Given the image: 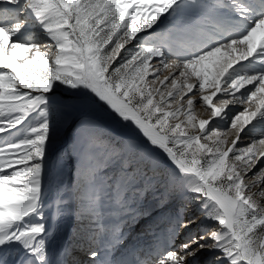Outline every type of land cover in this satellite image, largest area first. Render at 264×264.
<instances>
[{"label": "snow or ice", "instance_id": "6c2138e0", "mask_svg": "<svg viewBox=\"0 0 264 264\" xmlns=\"http://www.w3.org/2000/svg\"><path fill=\"white\" fill-rule=\"evenodd\" d=\"M162 67L174 71L161 78ZM62 87L130 130L140 149L92 138L82 155L89 183L77 198L90 244L122 243L125 217L135 218L161 163L165 193L179 184L207 222L177 210L149 259L90 249L87 264H200L205 253L215 264H264V133L241 146L249 125L264 129V0H0V264H16L17 250L19 264H54L64 205L45 191V158L54 112L78 111L53 99Z\"/></svg>", "mask_w": 264, "mask_h": 264}, {"label": "rangeland", "instance_id": "374dc122", "mask_svg": "<svg viewBox=\"0 0 264 264\" xmlns=\"http://www.w3.org/2000/svg\"><path fill=\"white\" fill-rule=\"evenodd\" d=\"M32 32L35 34L32 38H35L38 42L51 43L50 41H47L46 37L43 36L39 29H34ZM139 35H143V33ZM128 47L131 46L129 45ZM174 58L175 57L171 54L167 57L169 61ZM170 71H174V69H166L162 67L160 72L161 78L169 75ZM70 97L71 93H66L63 87L60 88L53 97L54 100L60 101L63 105L78 106V111L73 112V115L67 120L60 119L54 112V132L49 145V150L46 154L43 176V184L49 200H52L53 198H62L64 205L63 214L60 217L61 220L59 221V226H57L56 239L49 244V252L54 264H59V261L65 259L66 256L64 255V249H69L70 252L79 251L80 254L78 255V259L83 261L87 258V252H81V249L78 247L82 248L84 245H93L94 250H97L100 245H103L100 241H97L95 244L89 243L87 233L85 229L81 227L82 221L80 220V216L82 209L77 198L79 187L89 183V177L86 175L82 167V155L86 151L92 150L90 149V140L92 138H98L105 143L123 147L131 153L140 152L138 141L131 138L132 133L130 130L122 128L119 124L114 122L107 113L98 109V106L83 107L79 100ZM230 107L232 108V112H234L236 108L242 109L244 106L236 105ZM232 112H230V116ZM200 116L206 118L205 114ZM25 123H27V121ZM215 126L220 128L226 127L225 123L219 121V119H217ZM229 138H232L231 133H229ZM259 138L260 137L255 139ZM247 143L250 142H241V146ZM111 175L112 172L110 169L101 172V177L104 179H107ZM148 175L152 178V184L154 187L149 188L140 197L136 205L138 211L135 218L125 217L126 222L121 226V232L123 234L122 243L117 246V248H124L128 239H133L132 241H135L137 244L134 253V261H143L147 259V257H149V251L162 243V240L158 238L161 237L162 233L167 228L169 216L175 211H182L186 217L196 214L199 217L198 225L200 228H205L207 223L204 221V215L196 206L195 202L187 201L183 198L181 195V186L179 184L165 193L164 182L168 177V169L165 168L162 163L154 172L149 171ZM249 175H251V173H249ZM161 199L163 200V203H157V201ZM101 205L105 209L109 207L106 199L101 201ZM49 212L50 209L46 208V216ZM68 221H71L70 230L67 224ZM83 223H87V220L83 221ZM197 230L199 229H193V231ZM182 237L183 235L177 239V244L182 241ZM67 258L68 257H66L65 260H67ZM10 259L15 261L16 264H19V261L23 259V256L17 250L12 252ZM200 264H215V258L214 256L205 253L200 257Z\"/></svg>", "mask_w": 264, "mask_h": 264}, {"label": "bare ground", "instance_id": "6f19581e", "mask_svg": "<svg viewBox=\"0 0 264 264\" xmlns=\"http://www.w3.org/2000/svg\"><path fill=\"white\" fill-rule=\"evenodd\" d=\"M34 30V29H33ZM250 87V86H249ZM197 112L199 115H204L203 112H201V109L200 108H197ZM249 128L251 129V126L249 125L246 129H245V133H242V136L244 137L242 143H245V142H251L252 139H255V138H258L261 136L262 133H264V129L262 128H256L254 129V131H251L249 130ZM258 133V135H257ZM59 166V165H58ZM63 167V166H61ZM70 178V177H68ZM69 181V180H68ZM68 183V182H67ZM62 184V183H61ZM64 195V194H63ZM66 195V194H65ZM173 202V201H172ZM171 202V203H172ZM170 203V204H171ZM69 210V209H68ZM162 211V210H161ZM160 212V211H159ZM145 213V212H144ZM162 213V212H160ZM157 215V214H156ZM145 216V215H144ZM68 218V216H67ZM69 219V218H68ZM61 220V219H60ZM64 221V220H63ZM72 221V220H71ZM71 221H68L67 224L69 226V230H70V226H71ZM61 223V222H60ZM65 223V222H64ZM59 226V225H58ZM64 226V225H63ZM60 228V227H59ZM67 228V227H66ZM63 230V229H62ZM67 230V231H69ZM136 231V230H135ZM76 232V231H75ZM87 233V232H86ZM140 233V232H139ZM65 234V233H64ZM134 236V235H133ZM86 237V236H85ZM151 238V237H150ZM158 238V237H157ZM135 239V238H134ZM137 239V238H136ZM154 239V238H152ZM185 239V237L183 236L182 237V240ZM133 239L129 240L128 239V242L126 243V245L124 246V248L122 247H116L114 249H107L105 248L103 245H100V247L96 250L100 253V257L101 258H104V259H107V260H126V261H129V262H135L134 261V253H135V248L137 246V244L135 243V241L133 242L132 241ZM140 240V239H139ZM142 240V239H141ZM149 240V239H148ZM127 241V240H126ZM84 242V241H83ZM145 242V241H143ZM148 243V242H147ZM157 243V242H156ZM142 244V243H141ZM140 244V245H141ZM81 249V252H88L90 249L91 250H94V247L93 245H87L84 247H78ZM72 255L71 256H68L67 258V261L69 262V264H71V261L72 260H75L77 262V264H87L86 262V259L88 261L89 257L88 255L86 254L87 258H85V260L81 261L80 259H78V255L80 254L79 251H75V252H71ZM66 259V257H65ZM64 259V260H65ZM147 259H149V257H147ZM142 261V260H141ZM60 262V261H59Z\"/></svg>", "mask_w": 264, "mask_h": 264}, {"label": "water", "instance_id": "95a60500", "mask_svg": "<svg viewBox=\"0 0 264 264\" xmlns=\"http://www.w3.org/2000/svg\"><path fill=\"white\" fill-rule=\"evenodd\" d=\"M98 109H101V108L98 107ZM101 110H102V109H101ZM105 113H106V112H105Z\"/></svg>", "mask_w": 264, "mask_h": 264}]
</instances>
